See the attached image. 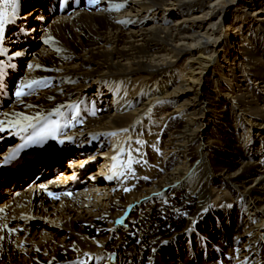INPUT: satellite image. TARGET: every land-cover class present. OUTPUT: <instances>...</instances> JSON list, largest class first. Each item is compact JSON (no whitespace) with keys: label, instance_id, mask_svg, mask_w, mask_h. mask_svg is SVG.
Returning a JSON list of instances; mask_svg holds the SVG:
<instances>
[{"label":"bare ground","instance_id":"1","mask_svg":"<svg viewBox=\"0 0 264 264\" xmlns=\"http://www.w3.org/2000/svg\"><path fill=\"white\" fill-rule=\"evenodd\" d=\"M50 3L19 0L5 26L0 121L60 108L74 145L2 170L21 139L0 133V264H264V0Z\"/></svg>","mask_w":264,"mask_h":264},{"label":"snow or ice","instance_id":"2","mask_svg":"<svg viewBox=\"0 0 264 264\" xmlns=\"http://www.w3.org/2000/svg\"><path fill=\"white\" fill-rule=\"evenodd\" d=\"M80 0H61V5H67L69 3L75 5L79 4ZM99 0H88L90 6L95 7ZM5 6H11V11H8V8L5 7L3 10H0V55L4 54L3 51V42L5 40V26L6 25H14L16 23L18 17V6L19 0H3ZM24 31V29H20ZM29 31H31L29 29ZM47 43V41H44ZM21 55L20 51H16L14 53L15 57H19ZM28 67H32L28 65ZM6 73L4 72V65L2 61H0V95H2L6 88V82L4 80ZM40 83L39 81H32L30 84H22L15 92L14 96L17 98H23L26 95H31V92H25L22 89L28 88L29 90L32 88V85ZM46 83V82H45ZM21 102H23L21 100ZM26 107H38V105L27 104ZM75 107V106H72ZM3 115L8 117L9 113L4 112ZM50 115H58L63 117L65 114L60 111V108H57L54 113H49ZM14 116L19 119L15 121H0V133L10 132V134L18 135L22 140V143L19 144L18 147L14 148L12 152L5 157V161L10 162L15 160L19 154L28 148L31 147H43L49 139L57 140L59 135H63L62 129L68 127V123H61L60 120H49L48 116H44L41 113H37L36 115L29 116L24 115L22 113H14ZM11 125L10 128L6 129L4 127L5 123ZM126 131V130H122ZM64 140H58V143L64 144ZM49 196H53V193L49 192Z\"/></svg>","mask_w":264,"mask_h":264},{"label":"rangeland","instance_id":"3","mask_svg":"<svg viewBox=\"0 0 264 264\" xmlns=\"http://www.w3.org/2000/svg\"><path fill=\"white\" fill-rule=\"evenodd\" d=\"M30 7H28V8H26L25 9V11L26 10H28ZM36 48V45H34L32 48L33 49H35ZM31 50V49H30ZM11 87H12V84H11ZM147 90H149V89H147ZM180 100H181V98H179ZM210 116L208 117L209 118V121H208V124H215V123H221V124H224V123H222V121L220 120H218L217 119V116L216 115H214V114H209ZM153 117V118H152ZM151 117V119L153 120V121H155V124L156 125H154V123H153V125L152 124H150V125H152L151 126V128H150V135H148V136H146L145 137V139L149 142V141H151V140H154L157 144H159L160 146H162V145H164V142H162V140H164L165 139V137L164 138H161L160 136H159V129L161 128L160 126L162 125V122H161V120L160 121H157L158 119V116L157 115H153ZM154 117H157V118H154ZM233 117H234V115H233ZM241 118V120H242V125H247V126H250L251 128L249 129V130H251V132L250 133H248V136H252V135H255L256 134V132H254V130H257L256 128H254V127H252L253 126V124L249 121V120H247V118L246 117H240ZM208 120V119H207ZM234 118H232L231 120H230V124L231 125H233L234 126V128L235 127H237V126H235L236 125V122H238V121H236V122H234ZM238 120V119H237ZM160 122V123H159ZM161 124V125H160ZM215 125H218V128L220 127L221 129H223V130H229V129H226V127H224V125H219V124H215ZM158 128V129H157ZM219 128V129H220ZM215 131H216V128L214 129ZM243 130V131H242ZM241 131L240 130H236V134H243V133H245L244 132V130H245V128L244 129H242ZM157 136V137H156ZM246 136V135H245ZM241 135L239 136V138H240V140H241ZM255 138H256V135L254 136ZM246 138V137H245ZM248 139H250L249 137H248ZM5 144H6V142H5ZM159 145H157L156 146V152H161L160 154L162 155V156H165L166 154L164 153V152H162V151H164V150H162V148L159 146ZM159 149V150H158ZM157 156H159L158 155V153H157ZM166 157V156H165ZM162 162H163V160H161ZM179 161V160H178ZM163 164V163H162ZM159 173L160 172H158V174L157 175H159ZM209 176V178H211V174H209L208 175ZM153 177L154 176H152V177H149V178H152L153 179ZM30 179H31V176H29V178L28 179H25L24 180V184H27L29 181H30ZM152 179H150L151 180V182L152 183H156L157 182V180H152ZM249 184H251V187L253 186V187H255L256 186V183H253V182H251V183H249ZM143 185H141V184H139L138 185V187H137V189L139 190V191H142L143 192V190H145V189H147L145 186H143ZM149 186H150V184H149ZM145 187V188H144ZM226 192L229 194V196H228V194L226 195ZM223 194H225V195H223ZM223 194H220V198L222 197V196H225V199L224 200H226V201H229L230 199H231V197H230V190L229 189H226V191H225V193L223 192ZM212 199H214V197L212 198ZM245 206H247V204L245 205ZM247 207H245V210H244V213L246 214V212H248L249 210L247 209ZM229 248H227L226 250H228ZM229 253V252H228ZM185 255V254H184ZM181 259H183V257H181Z\"/></svg>","mask_w":264,"mask_h":264}]
</instances>
